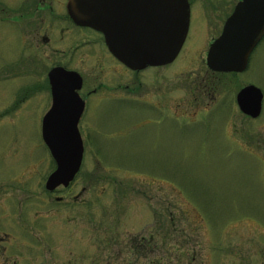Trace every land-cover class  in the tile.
<instances>
[{
	"label": "rangeland",
	"instance_id": "374dc122",
	"mask_svg": "<svg viewBox=\"0 0 264 264\" xmlns=\"http://www.w3.org/2000/svg\"><path fill=\"white\" fill-rule=\"evenodd\" d=\"M31 1L0 0V237L10 241L0 264H264V108L253 119L236 100L251 84L264 92V38L241 74L181 56L135 80L99 67L100 49L85 64L76 53L71 67L99 93L79 125L82 168L50 192L47 76L66 57L39 48L28 18L23 34ZM66 3L45 8L56 16Z\"/></svg>",
	"mask_w": 264,
	"mask_h": 264
},
{
	"label": "water",
	"instance_id": "95a60500",
	"mask_svg": "<svg viewBox=\"0 0 264 264\" xmlns=\"http://www.w3.org/2000/svg\"><path fill=\"white\" fill-rule=\"evenodd\" d=\"M67 10L77 25L101 32L110 52L135 71L173 63L190 28L188 0H69ZM263 38L264 0H241L209 49V69L244 73ZM47 77L53 103L43 119L42 137L57 165L46 182L47 190L54 192L69 188L82 168L85 146L78 125L85 102L78 72L56 67ZM236 100L244 115H262L264 92L258 86H245Z\"/></svg>",
	"mask_w": 264,
	"mask_h": 264
},
{
	"label": "flooded vegetation",
	"instance_id": "af4514ba",
	"mask_svg": "<svg viewBox=\"0 0 264 264\" xmlns=\"http://www.w3.org/2000/svg\"><path fill=\"white\" fill-rule=\"evenodd\" d=\"M67 3L65 5V13H62L60 15L52 16V8L46 7L47 0H42L40 3H37L36 0H32L29 7L27 8L28 14H23L21 17H23L22 22L24 20V24L22 25V32L25 30V27L29 28V24L25 23V19H29V23L32 24L31 27H33V31H35V34H42V45L41 47H48V49H53V51L56 54H60V56H65L66 58H62V60L57 61L59 63H56L53 68L56 67H64L67 70L76 71L78 72L82 78H83V85L81 90L79 91V94L81 98L85 102V110L83 113V118L88 112V109L93 107L91 106L90 97L98 94V88L89 89V86L86 83V79L84 75H82L79 71H77L76 68H72V64L76 61V53L79 52V58L77 63H86V54H89L88 49H100L101 58L99 60V67L102 69L105 68V64H110L112 67H115L117 70L122 71L123 73H130L132 77H135L136 80L137 76L141 75L143 72L147 71L148 69H161L169 66H161V67H148L145 70L141 71H135L127 67L125 64H123L121 61H119L114 54H112L106 44L104 35L90 27H83L82 25H77L74 20L71 18L70 14L67 10ZM241 0H237L233 5V7L230 9V6L228 2L225 0H188L189 6H190V28L188 32V36L186 38V41L184 45L182 46L181 52L178 55V57L175 59L173 63L178 61L180 57L182 56L183 61L186 65H198L201 64L202 68L209 69L207 64V55L209 52V49H211L212 44L215 40H217L224 29V26L228 20V18L234 13L235 8L237 4ZM41 6L44 8L41 9ZM229 7V8H228ZM51 10V11H50ZM40 11H49L51 14L50 21L52 24L48 22V24L45 26L46 19L41 20V16L38 12ZM41 20V23H40ZM194 30L193 34L192 31ZM49 31V36L46 35V33ZM212 33L210 39H208V35ZM24 34V32H23ZM59 49V50H58ZM60 49H66V50H60ZM96 51V50H95ZM92 53V51H91ZM201 58V62L198 60H195V57ZM172 63V64H173ZM171 65V64H170ZM122 67L125 71L120 70L118 67ZM52 68V69H53ZM211 71V70H210ZM214 73V72H212ZM49 82V79H48ZM141 85V84H140ZM142 86V85H141ZM52 87V86H50ZM131 86H128L130 88ZM51 92V99L53 103V96H52V90ZM113 98H123L121 95H114ZM126 99V98H124ZM103 100V99H102ZM101 101V100H100ZM99 101V102H100ZM51 103V106H52ZM145 104V103H144ZM148 106V105H147ZM153 106L156 108L158 112L162 115L161 117H165V107L162 105H155L153 103ZM95 107H98V105ZM94 107V109H95ZM144 108H146V104L143 105ZM51 108V107H50ZM93 109V110H94ZM81 118V120L83 119ZM81 120L79 125H81ZM78 125V126H79ZM80 128V126H79ZM9 239L0 237V254L5 255V251L8 250V243ZM151 241H147V245H149ZM18 251L19 249H15ZM6 256V255H5ZM18 264V263H16Z\"/></svg>",
	"mask_w": 264,
	"mask_h": 264
},
{
	"label": "trees",
	"instance_id": "16d2710c",
	"mask_svg": "<svg viewBox=\"0 0 264 264\" xmlns=\"http://www.w3.org/2000/svg\"><path fill=\"white\" fill-rule=\"evenodd\" d=\"M232 74H235V73H232ZM210 85H211V84H210ZM212 87H213V86H211V88H212ZM213 89H216L215 86L213 87Z\"/></svg>",
	"mask_w": 264,
	"mask_h": 264
}]
</instances>
